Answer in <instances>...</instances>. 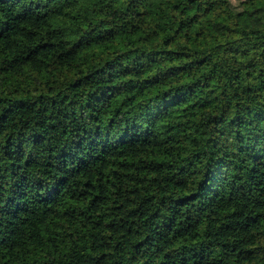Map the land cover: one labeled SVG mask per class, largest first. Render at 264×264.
Here are the masks:
<instances>
[{
	"label": "clouds",
	"instance_id": "clouds-1",
	"mask_svg": "<svg viewBox=\"0 0 264 264\" xmlns=\"http://www.w3.org/2000/svg\"><path fill=\"white\" fill-rule=\"evenodd\" d=\"M0 264H264V0H0Z\"/></svg>",
	"mask_w": 264,
	"mask_h": 264
}]
</instances>
